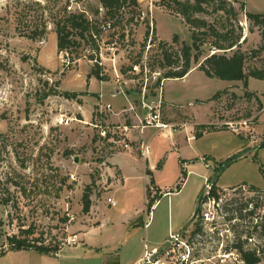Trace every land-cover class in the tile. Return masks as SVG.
Masks as SVG:
<instances>
[{"label": "rangeland", "instance_id": "1", "mask_svg": "<svg viewBox=\"0 0 264 264\" xmlns=\"http://www.w3.org/2000/svg\"><path fill=\"white\" fill-rule=\"evenodd\" d=\"M138 1L142 14L135 16L137 25L126 26L127 34L132 29L131 37H114L117 44L112 46L108 44L112 30L102 34L100 57L108 80L101 82L91 76L95 64L91 46L59 52L55 25L64 10L85 12L103 21L105 10L98 0H0V254H6L0 256V264H39L33 251L11 249L7 237L18 234L21 225L33 230L30 239L35 245L63 249L60 256L51 257L52 264H113L119 256L127 259L144 249L145 243L152 247L150 237L164 239L185 230L214 181L222 189L221 198L215 203L206 199L202 207L212 203L215 226L205 223L203 234L193 239L194 226L183 234L194 247L190 260L193 264H245L235 248L242 242L247 249H257L264 264V80L249 77L246 86L244 80L210 78L192 62L194 70L184 79L164 80L155 87L161 76L150 72L148 60L162 53L159 42L167 41L171 51H179L193 44L196 27L160 5L161 0ZM227 1L238 16L228 13L226 5L219 12L209 6L208 13L196 17L220 31L232 24L236 34H243L241 49L258 51L264 44L261 30L250 31L245 12L264 13V0ZM132 9L122 10L124 21L133 16ZM148 27L155 36L143 56L146 67L143 72L140 65L131 70ZM36 29L42 34L33 38ZM214 39L204 37L207 42L200 61L214 52ZM247 67L248 71L264 67V51L250 58ZM52 90L59 94H50ZM101 91L132 93V110L123 105L115 114L111 104L100 102ZM63 92L77 96L67 98ZM163 95L169 102H182L170 109L161 102L163 121L170 119L173 107L183 106L194 109L197 119L211 128L194 142L203 155L188 157L194 159L186 161L184 175L175 149L173 156L164 159L165 171L159 177L162 191L151 189L153 199L158 198L149 212L141 172L126 182L124 190L109 192L113 166L108 158L114 151L110 140L101 139V131L119 128L126 133L125 126L135 124L130 113L139 123V117L147 114L145 108L154 107ZM66 119L71 121L67 124ZM191 119L178 114L171 120ZM240 120H247L248 127L239 126ZM227 122L237 123L241 132H233ZM186 134L179 131L183 139ZM125 140L131 143L127 136ZM89 186L92 207L85 213L83 195ZM230 215L236 218L230 221ZM89 227L82 241L79 235ZM69 237H76L74 245L66 244Z\"/></svg>", "mask_w": 264, "mask_h": 264}, {"label": "trees", "instance_id": "2", "mask_svg": "<svg viewBox=\"0 0 264 264\" xmlns=\"http://www.w3.org/2000/svg\"><path fill=\"white\" fill-rule=\"evenodd\" d=\"M101 7L105 10V15L103 21L98 19L90 18L85 12H70L64 10L63 14L59 19L55 20L56 33H57V46L59 52L73 53L78 52L83 46L90 45L91 59L95 61L94 67L91 71V76H94L99 81L108 80V76L104 73L103 63L100 57V41L102 40V34L108 31L107 25H110L109 31L112 30V38L108 41V44L116 46L117 39L124 40L132 35V29L127 34L126 26L131 23H135L136 14L138 17L141 16L142 10L140 9V3L138 0H98ZM164 4L167 8L174 10L176 13L181 15L186 23L190 24L195 30L193 31V44L184 45L179 51H171V47L167 41H160L158 49H162V53L159 55H154L148 60V66L151 73H161V77L157 78L155 82V87L162 85L165 79H183L191 70H193V63L199 64V69L203 71L206 76L210 78H219L222 80H244L245 85L248 86L249 77L264 80V67H257L255 69H250L248 71L247 64L249 59L256 56L259 52L264 51V44L257 51L248 53L241 49V39L243 34H236V27L230 25L226 31H220L214 24H209L205 20H200L196 17L200 13H208L207 9L209 6H213L212 12H219L224 10L226 5H229L227 9L233 17L238 16L233 5L227 0H161L160 5ZM244 7V5H242ZM132 7L133 16L124 21V8ZM135 8V9H134ZM245 16L250 22L252 27L250 31L254 28L261 30L262 39L264 41V13H256L251 11H246ZM138 22V19H137ZM137 25V23H135ZM242 30V27H239ZM153 31L148 27L145 34V38L142 44H140L139 52L134 57L131 66V70L135 68L136 65H140L142 72L144 71L146 65L143 63V56L146 48L149 46V41L153 40ZM42 32L33 31V38H37ZM118 36V37H117ZM206 36L215 37L213 43L211 44L214 52L208 55L204 60L200 61L203 54V46L207 41L204 40ZM175 42L178 38H174ZM246 37L243 39V42ZM132 44L135 45L136 42ZM151 48V47H150ZM87 50V49H86ZM193 51L195 53L193 54ZM223 51V52H218ZM232 51L231 55L227 52ZM193 59V60H192ZM160 71H156V70ZM163 71V72H162ZM146 88V86H145ZM143 89H140L142 92ZM50 94H59L58 91L52 90ZM67 98H72L77 96V93L63 92L62 93ZM211 127L208 125H199L197 127V135L202 134V131H206ZM184 175V170L182 171ZM154 180H151L153 183ZM179 187V185H178ZM253 189H258L256 186H251ZM222 189L217 186L216 181L211 185L208 197L203 198L204 202L206 199H214L218 202L221 198ZM147 197L149 199V209L155 204L156 199L150 193V189L147 190ZM92 207V190L91 186L87 187L83 195V211L89 213ZM244 207H240L238 211L242 212ZM233 213V209L231 210ZM237 212V211H235ZM251 212V211H250ZM253 213V212H251ZM194 218L195 229L192 232V239L196 236L203 234L204 223L202 220V204L199 210L196 211ZM236 218L234 215H230L228 220H233ZM260 226L256 225V228ZM33 234V230L30 228H24L20 226L18 234L8 235L7 240L11 246L12 250H37L45 254H56L59 251V247L50 248L47 246H39L33 243L30 239V235ZM191 240V239H190ZM246 244L242 242L239 243L235 248L238 249L242 260L245 264H260L263 257L258 254L257 249L245 248ZM5 254H0L3 256Z\"/></svg>", "mask_w": 264, "mask_h": 264}, {"label": "crops", "instance_id": "3", "mask_svg": "<svg viewBox=\"0 0 264 264\" xmlns=\"http://www.w3.org/2000/svg\"><path fill=\"white\" fill-rule=\"evenodd\" d=\"M190 73L191 72H189V74ZM189 74H187L186 76H188ZM250 79L251 78H249V83H250ZM165 80H169V79H165ZM99 97H100V102H102V104L105 105L107 103V104L112 105L113 107L112 111L114 113L118 110H121V107L123 105L129 106L130 108L127 109L129 110L133 107V104H134V100L132 99L133 98L132 93L131 94L125 93L124 95H120L118 93L107 94V92L101 91ZM163 101L167 105L168 109H170L169 106L182 105L181 104L182 102L180 103L174 102V101L169 102L168 99L166 100L165 96L163 95V97L160 96V102H158V104L155 103L156 106L161 105V102ZM102 104H101V108H104V105ZM195 107L196 106H193V108ZM210 110H211V106H210ZM211 112L212 111H210V113ZM172 113L173 114L169 113L168 115L170 119L165 120V121L169 123L177 124V125L182 124L181 129L177 128L175 130H166V131H158L154 128L141 129L140 127H138L139 123L137 122L135 114L133 112L130 113V117L134 119L135 124L131 127H128V126H125V127H127L126 136L130 138L131 140L130 142L132 143L131 144L132 148L129 150L120 148L119 150H116L113 153H111V156L108 158V162L113 166L111 169L110 175H109L110 178L113 179L112 185L110 186L111 187V190L109 191L110 193L119 192V191L124 190L126 186V182L130 178L134 177L136 173H138L137 175H139L141 172L142 178L144 179V183H145L144 184L145 185V197H146L145 203L149 204L148 202L149 199L147 197V190L149 188L150 193H151V189L156 187L162 191V188H161L162 184L160 183L159 177L165 171L166 161L164 159H167L168 156H173L174 152L171 153L172 150L175 149L174 151L178 153L177 156L179 157V160L181 161L182 171L186 169V166H187L186 161L194 159V158H188V157H190L191 155H196V156L203 155V154H200L199 149L195 147V145L193 144H195L194 142H198L201 139L200 137L208 134L206 131L204 132L202 131V134L199 136L201 131L198 135L196 132L197 127L199 125H208V122L207 121L200 122L197 119L196 111L192 108L191 109L185 108L184 110L183 106H181V108L173 107ZM178 114L182 116H190L192 119L191 121H185V122L171 120L172 118L175 117V115L177 116ZM240 121H243V120H240ZM189 128H190V131H188ZM184 130L186 131L187 134L183 135L184 136V139H183V137L179 136V131H184ZM195 135H196V138L193 139ZM154 140H156V145H153ZM142 144H147L149 146V152L146 153L145 155H143V152H142V148H141ZM169 147L172 149L168 150ZM204 159L205 158H203V160ZM163 160H164V163H163ZM193 172H194L193 169L189 170V173H193ZM152 179L154 180L153 183H151ZM101 208L102 207L99 206V210ZM149 212H150V209H149ZM97 216H99V213L97 214ZM94 224H96V221ZM91 227H89L87 230H85L83 233L79 235L82 241L83 239L86 241V235L89 232V229ZM172 234L173 233H169V236L168 237L166 236L164 239L162 238L155 239V238L150 237L152 247H155V246L161 247L165 245ZM123 235H125V231L123 232ZM146 240H147V236L145 238V241ZM138 248H140V242L138 243ZM13 251H30V250H13ZM31 251L37 254L35 255V257L39 260V264H52V262L50 261L51 257L60 256L63 249L57 252L56 254H45L37 250H31ZM143 253H144V249H139L138 252H136L134 255H132L131 257L127 259H123L121 256H119V260H117L113 264H136L142 257ZM37 256H40V257H37ZM58 264H62V262L59 261Z\"/></svg>", "mask_w": 264, "mask_h": 264}, {"label": "built area", "instance_id": "4", "mask_svg": "<svg viewBox=\"0 0 264 264\" xmlns=\"http://www.w3.org/2000/svg\"><path fill=\"white\" fill-rule=\"evenodd\" d=\"M74 2V0H73ZM74 4H71L69 6V10H72ZM107 29H110V25H107ZM158 74V76H161V73H155ZM156 108V109H155ZM160 105H154L146 107L147 114L143 118H139V125L141 129L144 128H154L158 131H166V130H175L177 128L181 129L182 124L177 125L173 123H169L167 121H163L161 117V110L159 109ZM71 121V119H66V123L68 124ZM226 125H228L232 130L236 133L241 132L242 127L239 126H245L248 127L249 122L247 120L241 121V124L238 126L237 123L233 122H227ZM125 132L127 133V127L124 128ZM126 133L124 131H121L119 128L116 130L113 129H103L101 131V139L109 143L110 149L113 151L119 150L120 148L123 149H131L132 145L129 142H126L125 136ZM196 138V135L193 137V139ZM110 140V141H109ZM143 155L149 152V146L147 144L141 145ZM210 187L205 191V193L202 196L201 204L203 201V198L208 197L211 185ZM211 202L213 201L215 203L214 199L208 198ZM113 205L116 204L114 201L112 203ZM202 220L205 224H212L214 225V214L212 211V203L206 204V206L202 207ZM191 225L187 226V228L181 233L172 234L171 237L168 239L167 243L161 247H149L146 243L144 245V253L140 260L136 264H193V261H191L192 257V251L194 252L193 245L183 238V234L187 232V229L190 228ZM76 243V237H69L66 239L67 245H74ZM149 249V250H148Z\"/></svg>", "mask_w": 264, "mask_h": 264}, {"label": "flooded vegetation", "instance_id": "5", "mask_svg": "<svg viewBox=\"0 0 264 264\" xmlns=\"http://www.w3.org/2000/svg\"><path fill=\"white\" fill-rule=\"evenodd\" d=\"M196 219L193 217V219H192V221H191V223H190V225H191V227H195V223H194V221H195ZM195 229V228H194ZM193 232V231H192Z\"/></svg>", "mask_w": 264, "mask_h": 264}, {"label": "water", "instance_id": "6", "mask_svg": "<svg viewBox=\"0 0 264 264\" xmlns=\"http://www.w3.org/2000/svg\"><path fill=\"white\" fill-rule=\"evenodd\" d=\"M200 207H201V201H200V203H199V206H198V209H197V210H199Z\"/></svg>", "mask_w": 264, "mask_h": 264}]
</instances>
